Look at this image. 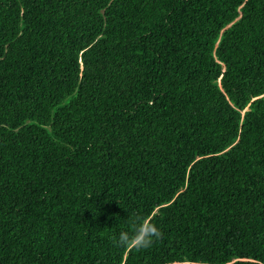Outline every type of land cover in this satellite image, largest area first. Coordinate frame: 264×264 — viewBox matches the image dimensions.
Masks as SVG:
<instances>
[{
	"label": "trees",
	"instance_id": "16d2710c",
	"mask_svg": "<svg viewBox=\"0 0 264 264\" xmlns=\"http://www.w3.org/2000/svg\"><path fill=\"white\" fill-rule=\"evenodd\" d=\"M0 264H264V0H0Z\"/></svg>",
	"mask_w": 264,
	"mask_h": 264
},
{
	"label": "clouds",
	"instance_id": "9594fccd",
	"mask_svg": "<svg viewBox=\"0 0 264 264\" xmlns=\"http://www.w3.org/2000/svg\"><path fill=\"white\" fill-rule=\"evenodd\" d=\"M162 236L159 226L151 219L141 218L133 223L131 229H122L112 240L118 247L127 249H147Z\"/></svg>",
	"mask_w": 264,
	"mask_h": 264
}]
</instances>
